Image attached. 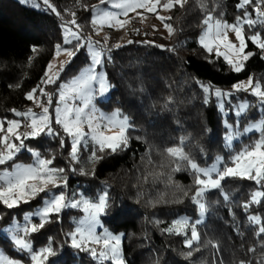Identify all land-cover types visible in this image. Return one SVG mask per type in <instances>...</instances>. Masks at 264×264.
Wrapping results in <instances>:
<instances>
[{
	"label": "trees",
	"instance_id": "trees-1",
	"mask_svg": "<svg viewBox=\"0 0 264 264\" xmlns=\"http://www.w3.org/2000/svg\"><path fill=\"white\" fill-rule=\"evenodd\" d=\"M50 2L60 16L50 9L36 8L21 0H0V118H18L8 109L25 110L32 104L25 99V93L40 83L47 64L53 60L55 46L71 47L64 44L62 27L71 19L69 10L76 12L77 23L85 37L93 33L92 14L76 7V0ZM83 3L91 5L98 0H83ZM206 3L209 9L215 6V14H222L229 23L242 14L236 8L238 0H206ZM169 15L173 17L169 23L176 29L174 35L166 38L132 34L133 43L113 48L110 62H105L104 71L112 87L103 107L107 111L119 109L129 118L133 127L128 130L127 148L116 153L106 150L104 158L94 165L95 174L81 175L82 163L91 154L90 146L82 149L80 162L74 163L69 158L71 142L67 137L63 148L59 137L47 135L30 139L26 144L42 156H55L54 165L66 170L69 196L78 189L89 198L108 191L113 204L101 216L103 227L112 233L123 234L122 247L127 264H212L213 259H222L224 264H238L240 260L257 264L258 260H264L261 255L264 237H255L247 216L259 214L264 217V202L253 205L247 212L242 208L250 193L259 187L254 182L226 180L223 189L231 197L229 201L223 199L219 190L206 194L208 212L198 226L201 250L186 260L182 255L188 251L184 246L185 236L169 234L162 229L181 217L197 219L195 205L169 186L166 176L155 181L151 177L147 182L143 180L149 172L168 173L167 167H161L168 163L164 149L179 145L182 137L186 138L185 151L201 166L210 165L218 155L227 158L258 133L242 135L229 149L224 140L225 121L233 125L238 122L243 130L264 114L254 96L239 92L237 96H231V103H237L240 98L252 106L237 117L232 104L228 103L224 109L229 114L225 117L214 95L209 97L208 104L204 103L206 94L200 87L202 83L227 92L232 90L233 84L247 81L250 75L254 81L264 83V58L260 50L249 41L246 52L256 54L246 62L242 72L235 73L223 57H216L215 52L209 54L198 43L203 12L196 0H189L184 8L176 7ZM33 47L38 51L34 53ZM173 48L174 51L169 50ZM88 63L86 48L81 49L66 66L57 84L46 90L55 92L62 81L74 77ZM16 84L20 87H9ZM54 128L59 130L58 126ZM32 161L31 153L26 150L21 151L16 159V162L25 164ZM172 179L186 189L193 182L190 171L175 172ZM191 194L190 191L189 196ZM161 195L167 202L153 206L150 201H156ZM176 197L183 202H173ZM41 203L38 197L30 204L11 210L0 205V216L3 217L0 219V250L10 258L26 260V255L14 248L10 237L3 232L4 228L13 221L23 223L24 215L35 211ZM81 215L79 210L66 209L58 221L46 225L31 237L36 249L52 238L57 255L50 258L49 264H97L87 252L69 247L65 235L74 229ZM210 239L219 242V253L206 246ZM253 246L256 252L249 253L248 248Z\"/></svg>",
	"mask_w": 264,
	"mask_h": 264
},
{
	"label": "snow or ice",
	"instance_id": "snow-or-ice-1",
	"mask_svg": "<svg viewBox=\"0 0 264 264\" xmlns=\"http://www.w3.org/2000/svg\"><path fill=\"white\" fill-rule=\"evenodd\" d=\"M203 18L200 22L201 34L198 39L200 46L209 54L215 52L216 57H223L229 69L240 73L245 69L246 62L256 53L245 51L250 41L261 53H264V0H238L236 8L242 13L235 17L232 23L224 20L221 15H216V7L209 9L206 0H196ZM43 4L47 9L60 16L55 5L50 0H38L35 5ZM189 0H98L96 4L83 3V0H76V7L89 11L91 25L98 36L105 27L114 30L126 29L133 20L139 18L144 22L148 17L146 14H154L167 30L169 37L175 34L176 29L169 21L171 15H160V11L171 12L176 7L184 8ZM251 8V10H249ZM143 10V11H138ZM130 13L134 16L130 17ZM70 20H66L64 28V44L71 45L69 48L57 44L53 61L47 64L40 83L25 93V99L31 101L40 111H34L32 107L25 110L16 108L8 109L14 117L20 119L0 118V205L6 209H15L22 204H30L38 197L41 199V206L34 212L26 213L23 217V224L13 221L5 232L10 233L11 242L14 248L26 255L25 259L10 258L0 251V264H49L51 257L57 255L53 247V240L49 238L48 243L38 249L34 248L31 237L43 230L46 225L56 222L66 209H77L83 216L75 222L73 230L66 233L69 247L78 252H87L97 264H127L123 254V234H114L107 228H103L100 217L105 215L113 202L107 190L102 191L95 198L76 193L68 195V177L64 168L54 165L55 156L45 157L40 152L28 147L26 141L36 139L42 135L59 137L60 146H65V137L70 139L71 147L69 158L71 162H80L82 149L91 147V154L88 160L96 163L104 158L106 150L116 153L127 148L129 143L128 130L133 127L129 118L123 115L119 109L111 114L100 111L96 106L98 97L105 96L112 85L108 81L107 73L104 71L105 62L111 60L113 48L122 45L116 43L109 46V36L103 37V42L93 40L92 36L85 37L82 34L81 26L77 23L76 12L69 10ZM75 26L76 30H73ZM155 31V25L152 26ZM133 31L139 32L134 28ZM230 34L234 39L230 37ZM75 41V43H73ZM128 43H133L129 40ZM143 43H149L144 41ZM157 47H164L157 45ZM87 50L89 63L81 71L66 82L58 85L55 92L47 91L48 85L57 84L65 66L71 62L81 49ZM174 51L175 49H169ZM35 53L38 50L33 47ZM61 54L69 59L60 61L59 67L55 63L56 58ZM264 58V56H262ZM31 60V58H30ZM99 69V70H98ZM199 83V82H198ZM10 88H19L20 84L9 85ZM206 94L204 103L210 102L209 97L215 95L219 102L221 111L224 110V98L231 97L234 93L246 92L254 96L261 111H264V83L255 80L250 75L247 81H240L232 85L231 91H224L213 88L211 85L200 84ZM56 104L53 108V98ZM252 105L243 101L237 105L235 115L240 117L245 114ZM53 110L54 116L50 113ZM53 123L59 126V130L53 127ZM249 133H258L254 139L250 138L248 143L243 144L238 150L232 151L225 158L216 156L210 165L201 166L185 151V140L182 137L179 145L164 149L167 158L168 173L149 172L143 176L147 182L149 177L154 181L166 176L169 186L182 193L196 207L198 218L181 217L171 222L163 232L185 236L184 246L188 249L182 255L186 260L191 259L194 253L201 250V234L198 226L203 223L208 212L206 194L212 190H219L225 201L231 197L224 192L223 183L228 179H239L252 181L259 187L250 193L249 199L245 201L242 208L245 212L253 205L264 202V117L250 122L241 130L238 122L236 125L225 121V146L232 148L233 141ZM22 150L31 153L32 163L16 162L18 154ZM11 162V163H10ZM76 171L75 168L72 169ZM180 171H190L193 182L189 188H184L172 179V174ZM81 175H88L83 168ZM94 175V169L91 172ZM194 189V191H193ZM192 192L189 196V192ZM43 194V195H42ZM167 202L161 195L156 203ZM173 202L182 203L180 197ZM3 217L0 216V219ZM34 218H38V222ZM249 225L254 229L257 238L264 237V217L259 214L247 216ZM156 223H160L156 221ZM102 228V232L97 229ZM206 246L220 251L218 241L208 240ZM261 255L264 256V241L261 242ZM249 253H255L256 247H250ZM212 264H224L222 259H213ZM238 264H252L251 261L240 260ZM257 264H264V260H258Z\"/></svg>",
	"mask_w": 264,
	"mask_h": 264
},
{
	"label": "rangeland",
	"instance_id": "rangeland-1",
	"mask_svg": "<svg viewBox=\"0 0 264 264\" xmlns=\"http://www.w3.org/2000/svg\"><path fill=\"white\" fill-rule=\"evenodd\" d=\"M22 2H24L25 4H29V5H32V6H35L37 3H38V0H21ZM36 7V6H35ZM36 8H43V9H46V10H49V9H47L42 3L40 4V6L39 7H36ZM138 11H143V10H138ZM130 15V17L131 16H134L135 14L134 13H130L129 14ZM147 15V19L144 21V22H141L140 21V19L139 18H136L135 20H133L132 21V23H130L127 27H126V29H122V30H114V29H109V28H107V27H105L104 29H103V31H101L100 32V35H96L95 34V32H94V30H93V33L90 35V36H92V38H93V40H100L101 42H103V37L105 36V35H108L109 36V41H108V44H109V46H111V45H114V44H116V43H120L121 45H126V44H128V41L129 40H131V35L132 34H135V35H149V36H154V35H157V36H162V37H166V38H168L169 37V35H168V32H167V30L164 28V26H163V24L156 18V16L154 15V14H146ZM160 15H163V16H168L169 15V12H166V11H160ZM153 25H155V28H156V30L154 31L153 30ZM70 27H73V30H76L75 29V26H73V25H69ZM134 28H136V29H139V32L137 33V32H135V31H133V29ZM264 30V29H263ZM63 34H64V28H63ZM230 37L232 38V39H234V37H232L231 36V34H230ZM73 43H75V41L73 42ZM87 51V50H86ZM245 51H246V49H245ZM69 58L66 56V55H64V54H61L58 58H56V60H55V63H56V65H57V68L59 67V63H60V61H63V60H68ZM72 59V58H71ZM53 61V60H52ZM69 64V63H68ZM67 64V65H68ZM66 65V66H67ZM66 66H65V68H66ZM65 70V69H64ZM99 70V69H98ZM63 73V72H62ZM61 73V74H62ZM77 75V74H76ZM75 75V76H76ZM60 77H61V75H60ZM73 78V77H72ZM71 79V78H70ZM70 79H68V80H70ZM68 80H64V81H62V82H66V81H68ZM58 82V81H57ZM61 82V83H62ZM50 85H48L47 86V88L49 87ZM110 91H111V89H110ZM110 91L105 95V96H103V97H98L97 98V100H96V106H97V108L100 110V111H102V112H104V113H106V114H111L113 111H115V110H117V109H115V110H113V111H107L103 106H104V103L106 102V101H108V99H109V96H110ZM246 93V92H245ZM239 94V92L238 93H234L233 95H238ZM249 94V93H248ZM214 95V94H213ZM232 95V96H233ZM214 97L217 99V97L214 95ZM239 98V97H238ZM230 99H231V97H225L224 98V101H223V104H224V108H225V106L228 104V103H231V101H230ZM243 101H246V100H242V99H238V101H237V103H234V102H232L231 104H232V108H233V112H234V114H235V112H236V108H237V105H239L241 102H243ZM217 102H218V99H217ZM55 104H56V98L54 99L53 98V108L55 107ZM218 105H219V102H218ZM29 107H32L33 108V110L34 111H37V112H39L40 111V109L39 108H36L34 105H33V103L29 106ZM28 107V108H29ZM223 112V114H224V116L226 117L227 116V113L228 112H226L225 111V109L222 111ZM50 113H52L53 114V116H54V112H53V110L52 109H50ZM229 114V113H228ZM263 117H264V114H263ZM16 119H20V118H16ZM228 123V122H227ZM54 126H57V125H55L54 123H53V127ZM59 127V126H58ZM250 134H252V133H249V134H247V135H250ZM70 140V139H69ZM237 140H239V138L238 139H236V140H234L233 142H235V141H237ZM23 151V150H22ZM82 151V150H81ZM80 155H81V152H80ZM90 156V155H89ZM88 156V157H89ZM88 157H86V159H85V161H83V163H82V166H81V168H83L86 172H89V173H91L92 172V170H93V168H94V165H95V163H92V162H90L89 160H88ZM80 195H84L83 194V191H82V189H78L77 190V192H76V198H79L80 197ZM85 196V195H84ZM86 197V196H85ZM69 209H71V208H69ZM73 210H77V209H73ZM34 212V211H33ZM81 217L83 216V213L81 212ZM80 217V218H81ZM79 218V219H80ZM35 220H36V222H38V218H34ZM78 219V220H79ZM77 220V221H78ZM100 220H101V223H102V219H101V217H100ZM21 224H23V223H21ZM102 225H103V223H102ZM9 228V226H7L6 228H4V230H3V232L4 233H6L9 237H10V239H11V236H10V233H8V232H5V229H8ZM104 228V227H103ZM97 231L98 232H102L103 231V229L102 228H98L97 229ZM115 234V233H114ZM122 242H123V238H122ZM1 251V250H0Z\"/></svg>",
	"mask_w": 264,
	"mask_h": 264
},
{
	"label": "built area",
	"instance_id": "built-area-1",
	"mask_svg": "<svg viewBox=\"0 0 264 264\" xmlns=\"http://www.w3.org/2000/svg\"><path fill=\"white\" fill-rule=\"evenodd\" d=\"M262 55L264 56V53H262Z\"/></svg>",
	"mask_w": 264,
	"mask_h": 264
}]
</instances>
